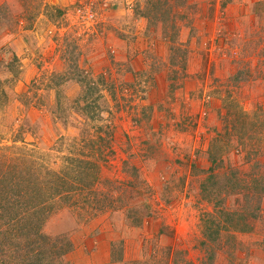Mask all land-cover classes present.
Wrapping results in <instances>:
<instances>
[{
	"label": "rangeland",
	"instance_id": "rangeland-1",
	"mask_svg": "<svg viewBox=\"0 0 264 264\" xmlns=\"http://www.w3.org/2000/svg\"><path fill=\"white\" fill-rule=\"evenodd\" d=\"M2 160L64 264H264V0H0Z\"/></svg>",
	"mask_w": 264,
	"mask_h": 264
},
{
	"label": "trees",
	"instance_id": "trees-1",
	"mask_svg": "<svg viewBox=\"0 0 264 264\" xmlns=\"http://www.w3.org/2000/svg\"><path fill=\"white\" fill-rule=\"evenodd\" d=\"M68 158H71L72 161H81L82 164L87 165L88 168L93 165L89 159H77V157L73 156H68ZM9 165L10 162L6 160L0 161V187H4L5 182H8L9 187V190H7L6 186L4 189L0 188V227L3 226L5 231L9 232L13 237L22 236L23 234V236L26 237L25 241L31 243V253L28 255L29 262L26 264H46V262L48 264H64L63 262L65 260L62 256L68 249L58 248L57 242L49 243V245L44 248V243L41 244L42 237L36 235V233L40 234L39 221H33L30 228H26L25 226L30 220L22 224V221L25 219L24 216H26L24 209L27 208L29 202H33L41 217L42 214H44L42 209L45 210L46 214H49V208L53 209L52 206L50 207L51 204L47 206L49 202H54L53 200H57L58 198L70 200L73 197L70 190H73L75 193L76 189L79 187L80 191L85 192L89 187L87 185H82L81 187L80 181L76 178L78 175L71 176L70 181L66 178L64 179V182L66 183L73 182L69 187L71 189L66 188L63 185L62 176H58V174L49 179H45L44 176H40L39 174L31 177H23V179L20 175H14L10 179L15 178V181L11 183L10 181H7L9 179L7 178ZM12 188H16L14 192L11 190ZM85 198L87 200L90 197ZM39 200H42L43 202L39 204ZM13 201L15 204L14 207H12ZM15 220H17V222ZM16 230L18 232H16ZM5 231H0L1 237H4ZM15 246L17 247V250L15 251H19V244L16 243ZM6 252H11V249L7 248ZM4 255V253L3 255L0 254V264L3 262L8 264L5 259L6 256L4 257Z\"/></svg>",
	"mask_w": 264,
	"mask_h": 264
}]
</instances>
